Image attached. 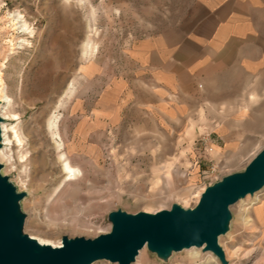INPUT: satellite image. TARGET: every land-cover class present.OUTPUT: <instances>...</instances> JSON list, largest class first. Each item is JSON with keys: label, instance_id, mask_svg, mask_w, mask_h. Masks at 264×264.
I'll list each match as a JSON object with an SVG mask.
<instances>
[{"label": "rangeland", "instance_id": "rangeland-1", "mask_svg": "<svg viewBox=\"0 0 264 264\" xmlns=\"http://www.w3.org/2000/svg\"><path fill=\"white\" fill-rule=\"evenodd\" d=\"M190 5L0 0V80L11 97L1 173L26 193L19 201L25 233L62 244L65 235L95 238L110 232L113 211L193 209L207 187L243 171L264 148V0L236 3L238 10L251 11L259 33L231 41L219 54L213 53L216 42L228 35L212 34L204 59L210 63L192 81L171 74L168 106H158L156 99L145 105L151 97L136 79L137 71H145L137 63L144 60L139 44L163 32L178 29L193 37L191 31L229 24L228 18L198 23L199 10L189 11ZM17 13L27 23L22 31L13 29ZM88 38L96 48L85 55ZM189 49L185 60L196 52ZM86 62L92 67L84 73L80 66ZM70 81L73 94L59 106ZM53 114L60 115L66 146L75 147L70 156L80 172L70 181L56 149L59 137L48 126ZM241 199L230 207L228 229L218 243L227 264H264V225L255 216L264 204V186ZM193 246L224 264L205 244ZM146 248L148 254L138 253L131 264H191L182 256L185 247L165 256ZM93 264L119 262L101 258Z\"/></svg>", "mask_w": 264, "mask_h": 264}, {"label": "water", "instance_id": "water-1", "mask_svg": "<svg viewBox=\"0 0 264 264\" xmlns=\"http://www.w3.org/2000/svg\"><path fill=\"white\" fill-rule=\"evenodd\" d=\"M1 168L0 163V264H92L101 258L131 264L145 244L162 256L205 244V250L227 264L218 237L228 229L230 207L264 186V148L243 171L207 187L193 209L174 205L156 213L113 211L110 232L95 238L65 235L61 246L42 244L23 231L25 214L19 201L26 193L18 192Z\"/></svg>", "mask_w": 264, "mask_h": 264}, {"label": "crops", "instance_id": "crops-1", "mask_svg": "<svg viewBox=\"0 0 264 264\" xmlns=\"http://www.w3.org/2000/svg\"><path fill=\"white\" fill-rule=\"evenodd\" d=\"M191 2L193 5L188 6L189 11L198 9V14L195 19L198 23L209 22L218 24L224 18H228V25L220 24L212 27L207 31H191L194 33L191 36L186 35L188 31L175 30L174 32H163L157 36L149 37L141 44L138 50L142 52V59H137L138 66L143 67L142 70L137 71V83L142 91H146L147 95L151 97V101H146L145 105H154V99L158 106L162 108L168 106L171 98V90L169 88V80L171 74L175 76L186 77L190 81L193 80L199 68L204 67L210 61H204L209 58V47L213 44L209 41L211 35L227 34V41L216 42V49L213 53L219 54L225 45L230 44L231 41H243L248 35L259 33V28L251 24L252 13L248 8L241 10L237 9L236 3H244V5H251L254 0H184ZM246 22V24H244ZM241 23V24H239ZM228 26V27H226ZM257 30V31H254ZM209 33H211L209 35ZM197 34V35H196ZM243 35H247L244 37ZM213 39H218L213 36ZM223 44L221 46L220 44ZM221 46V47H220ZM193 48V58L185 60V57H190L192 54L189 49ZM220 47V48H219ZM172 51V54H171ZM172 62V66L171 63ZM139 68H137L138 70ZM141 75H146V79L141 78Z\"/></svg>", "mask_w": 264, "mask_h": 264}, {"label": "bare ground", "instance_id": "bare-ground-1", "mask_svg": "<svg viewBox=\"0 0 264 264\" xmlns=\"http://www.w3.org/2000/svg\"><path fill=\"white\" fill-rule=\"evenodd\" d=\"M22 15L17 13L15 16H13L12 22H13V29H22L27 28V23L23 20L22 21ZM22 22V23H20ZM20 23V24H19ZM19 24V25H18ZM18 32V31H17ZM12 40V39H10ZM96 48L95 42L92 41V39L88 38V40L84 44V49H83V54H89V52H94ZM92 67V62H86L85 64L80 66V70H82L84 73H87L88 70ZM0 117L2 121L0 122V127H1V134L2 138L0 139L1 145L5 144V140H9L7 135V131H9L8 125H6L3 121L7 115H10L11 110H10V103H11V97L10 94L7 90V86L5 85V82L3 80H0ZM42 81H39L41 83ZM74 91V83L70 81L69 86L67 90L65 91V96L62 98L59 102V106L64 105L65 100L67 98H70V96L73 94ZM59 119L60 115L58 114H53V116L49 119L48 121V126L51 130V133L55 136L59 137V140H56V149L60 152L59 158L62 161V169L64 173L66 174V180L70 181L72 179H75L79 172L80 169L76 167L73 162L72 158L70 156L71 151L75 150V147L73 144L66 146L65 142L63 141V138L60 135L59 132ZM67 147V148H66ZM200 196V194H199ZM242 199H240L241 201ZM255 216L256 220L264 225V204L260 205L256 210H255ZM32 237L38 239V241L42 244H50L53 246H61V241L59 242H51L46 239H42L34 234H30ZM144 248L140 249L139 251V256H142L143 254H148L147 253V244L143 246ZM185 252H183L182 256L184 258L189 259V262L191 264H221V262L216 258L215 255L212 253L209 254V256L205 257V255H202L197 251L198 248L194 246L190 247H185ZM226 251V249H225ZM95 262V261H94ZM93 264V263H92Z\"/></svg>", "mask_w": 264, "mask_h": 264}]
</instances>
